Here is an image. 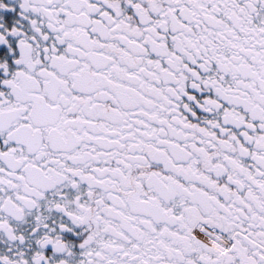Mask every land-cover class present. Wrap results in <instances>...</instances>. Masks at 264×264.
Here are the masks:
<instances>
[{"label":"snow or ice","instance_id":"snow-or-ice-1","mask_svg":"<svg viewBox=\"0 0 264 264\" xmlns=\"http://www.w3.org/2000/svg\"><path fill=\"white\" fill-rule=\"evenodd\" d=\"M0 264H264V0H0Z\"/></svg>","mask_w":264,"mask_h":264}]
</instances>
